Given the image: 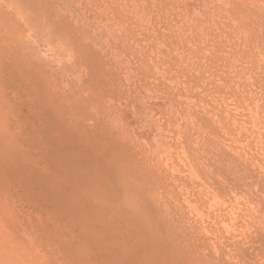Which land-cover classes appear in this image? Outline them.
Wrapping results in <instances>:
<instances>
[{"label": "rangeland", "instance_id": "374dc122", "mask_svg": "<svg viewBox=\"0 0 264 264\" xmlns=\"http://www.w3.org/2000/svg\"><path fill=\"white\" fill-rule=\"evenodd\" d=\"M263 27L264 0H0V264H264Z\"/></svg>", "mask_w": 264, "mask_h": 264}, {"label": "bare ground", "instance_id": "6f19581e", "mask_svg": "<svg viewBox=\"0 0 264 264\" xmlns=\"http://www.w3.org/2000/svg\"><path fill=\"white\" fill-rule=\"evenodd\" d=\"M233 6H234V5H233ZM252 18H253V16H252ZM252 20H253V19H252ZM262 21H263V20H262ZM252 22H253V21H252ZM258 22H259V21H258ZM259 24H260V23H259ZM259 24H258V26H259ZM262 25H263V24H262ZM261 28H262V27H261ZM261 28H260V30H261ZM263 28H264V27H263ZM249 87H250V86H249ZM248 89H249V88H248ZM250 91H251V90H250ZM254 91H255V90H254ZM212 122H213V121H212ZM262 211L264 212V210H262ZM257 237H258V236H257ZM262 237H263V238H262ZM262 237L260 236V237H258L257 239L254 238L256 241L253 239V240L255 241V244H256V245H258L256 242H257V240H259V238H260V239L262 238V240H264V235H263ZM253 240H252V241H253ZM252 241H251V242H252ZM260 241H261V240H260ZM249 242H250V241H249ZM247 243H248V241H247L246 243L244 242V243H241V244H246V245H248ZM252 243H253V242H252ZM252 243L249 244V246H251ZM261 243H262V241L260 242V244H261ZM234 244H235V243H234ZM237 244H238V243H237ZM255 244L253 243L254 246H252V247H253V248H252L253 251H252V250H249L248 252H247V250H248L249 247H248V246H244V247H248L247 249H245V252H246V253H244V254H245L246 256H247L248 254L252 255L251 258H250L249 256H248V257H249L250 259H253V260H255V258H256V261H255V263H256L257 261L259 262V261L262 260V259L259 260L258 257H256V256H257V254H258V256H260L261 254H264V252H263L264 249L262 248V244L260 245V246H261V249H259V246L255 247V246H256ZM263 245H264V242H263ZM234 247H236V246L234 245ZM242 247H243V246H242ZM242 247H239V246L237 245V251H239L238 248H240V249H243V252H244V248H242ZM249 249H251V248H249ZM256 250H257V251H256ZM259 250H262V251H260V254L258 253ZM235 251H236V249H235ZM235 251H234V253H235ZM237 251H236L235 255L238 254L237 256H239L240 254H242V250H240L241 253H240V251H239V252H237ZM250 251L253 252V253H254V251H256V253H257L256 256H255V254H251V253H249ZM261 252H263V253H261ZM239 253H240V254H239ZM247 253H248V254H247ZM230 254H231V252H230ZM230 254H229V255H230ZM244 254H243V255H240L242 258H239V259H241V260L244 259V258L246 257ZM231 255H232V254H231ZM253 255H254V256H253ZM232 256H234V254H233ZM243 257H244V258H243ZM252 257H253V258H252ZM262 257H263V255H262ZM236 258H238V257H236ZM259 258H260V257H259ZM244 261H245V259L241 261V264L244 263ZM262 261H263V260H262ZM214 262H216V261L214 260ZM262 263H263V262H262Z\"/></svg>", "mask_w": 264, "mask_h": 264}]
</instances>
